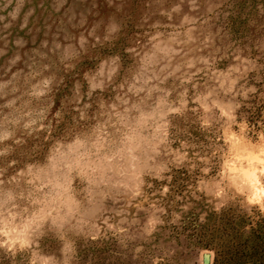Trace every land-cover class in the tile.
I'll list each match as a JSON object with an SVG mask.
<instances>
[{
  "label": "rangeland",
  "instance_id": "374dc122",
  "mask_svg": "<svg viewBox=\"0 0 264 264\" xmlns=\"http://www.w3.org/2000/svg\"><path fill=\"white\" fill-rule=\"evenodd\" d=\"M264 227V0H0V264H228Z\"/></svg>",
  "mask_w": 264,
  "mask_h": 264
},
{
  "label": "trees",
  "instance_id": "16d2710c",
  "mask_svg": "<svg viewBox=\"0 0 264 264\" xmlns=\"http://www.w3.org/2000/svg\"><path fill=\"white\" fill-rule=\"evenodd\" d=\"M249 241L245 248L235 251L228 264H264V227L253 229Z\"/></svg>",
  "mask_w": 264,
  "mask_h": 264
},
{
  "label": "water",
  "instance_id": "95a60500",
  "mask_svg": "<svg viewBox=\"0 0 264 264\" xmlns=\"http://www.w3.org/2000/svg\"><path fill=\"white\" fill-rule=\"evenodd\" d=\"M204 263L205 264H210L211 263V255L210 254H206L204 256Z\"/></svg>",
  "mask_w": 264,
  "mask_h": 264
}]
</instances>
